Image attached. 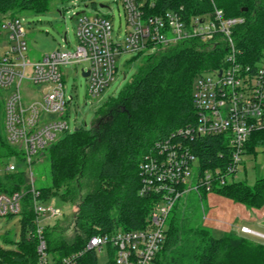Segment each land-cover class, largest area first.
I'll return each instance as SVG.
<instances>
[{
    "label": "trees",
    "instance_id": "16d2710c",
    "mask_svg": "<svg viewBox=\"0 0 264 264\" xmlns=\"http://www.w3.org/2000/svg\"><path fill=\"white\" fill-rule=\"evenodd\" d=\"M95 5L94 0H89ZM52 0H0V26L13 14L25 11L46 13ZM215 3V4H214ZM183 6L186 15L213 13L215 6L227 17H243L234 37L245 51L243 62L253 63L264 50V0H157L151 14ZM227 45L221 35L202 41L193 38L175 46L158 47L145 56L139 70L118 96L110 97L96 112L90 129L79 127L63 133L42 150L49 158L50 182L39 191L44 204L57 198L75 207L73 238L46 226L49 250L60 259L82 250L95 235H111L149 226L157 195H140V164L155 142L164 140L196 121L194 84L203 73L224 65ZM140 53L138 55H142ZM5 96L0 94V164L15 161L20 150L11 145L4 130ZM221 136L193 143L202 169L216 166L226 152ZM264 152V129L252 132L244 158ZM17 171L0 173V194L23 193L21 236L16 249L0 246V264H38L35 194L25 165ZM34 163V162H33ZM197 192L201 200L210 193L243 205L252 216L264 207V174L253 184L235 179ZM180 200V199H179ZM178 203V202H177ZM168 216L166 237L153 264H264V241L251 235L225 231L220 235L196 217L195 207L179 204ZM15 216L9 214L8 219ZM8 241V233L4 235ZM9 241L12 242V239ZM110 248L107 264H116ZM79 264H99L94 251L84 254Z\"/></svg>",
    "mask_w": 264,
    "mask_h": 264
},
{
    "label": "built area",
    "instance_id": "2783aa9c",
    "mask_svg": "<svg viewBox=\"0 0 264 264\" xmlns=\"http://www.w3.org/2000/svg\"><path fill=\"white\" fill-rule=\"evenodd\" d=\"M156 1L123 0L124 38L120 32L114 33L108 17L83 16L73 49L62 46L36 61L28 58L27 28L20 15H12L2 24L8 32L7 48L0 55V89L6 93L4 130L7 141L21 154L15 161L1 163L0 173L17 171V162L22 158L36 198L38 264H79L86 252L94 251L99 257L106 246L114 249L116 264H153L165 241L168 216L179 199L191 191H212L214 186L237 179L246 143L252 132L264 129V50L253 63L241 60L245 51L238 47L234 31L244 18L227 17L216 6L213 13L199 16L186 15L183 6L151 14ZM218 34L227 45L224 65L197 77L193 96L195 123L155 142L140 164V195L159 196L149 226L92 236L82 250L60 259L49 250L45 230L49 221L58 219L63 212L37 200L39 191L31 166L34 157L58 135L70 131L64 113L72 96L66 97L62 66L86 64L80 71L82 75L89 72L85 76L89 93L97 97L115 80L118 57L124 53L154 52L158 47L175 46L193 38L207 41ZM35 85L40 89L35 90ZM210 136H221L226 152L220 153L216 166L202 169L193 143ZM22 198L21 192L1 193L0 216L19 214ZM240 232L264 239V233L248 226H241ZM108 251L110 255V248Z\"/></svg>",
    "mask_w": 264,
    "mask_h": 264
},
{
    "label": "rangeland",
    "instance_id": "374dc122",
    "mask_svg": "<svg viewBox=\"0 0 264 264\" xmlns=\"http://www.w3.org/2000/svg\"><path fill=\"white\" fill-rule=\"evenodd\" d=\"M92 5L89 0H52L51 9L46 13H35L25 11L20 15L22 23L27 28L28 42V58L31 61L41 59L44 55L49 54L64 46L65 49H73L77 43L76 31L79 19L83 16L100 15L106 16L112 20L114 25V33L120 32L122 37L125 36V11L123 0H94ZM79 13V14H78ZM16 15V14H13ZM69 45H67V41ZM8 32L0 26V55L7 48ZM152 52L139 53L127 52L118 57L119 72L115 80L106 88V90L97 97H92L89 93V81L81 73V68L87 66L80 65H64L61 70L64 73L66 97L72 96L68 102L64 118L69 123L70 132L79 127L90 129L96 118V112L110 97L119 95L125 85L131 80L145 56ZM40 85H35V90L40 89ZM30 93V92H29ZM0 94L5 96L6 93L0 89ZM26 97H30L25 93ZM49 117V116H48ZM58 118L57 116H50ZM61 135H58V137ZM35 178V186L37 188L44 187L50 182L49 158L41 151L34 157V163L31 166ZM264 174V152L260 153L256 158L248 156L244 158L240 170L237 173V179L246 180L253 184L257 178ZM49 204L62 210L63 215L55 220H50V225L58 224V230L67 238H73L74 229L72 215L75 207L61 202L59 199H53ZM184 209L195 207L196 217L202 218L207 226L208 222H212L211 211L215 210V204L208 197L201 200L197 192L186 193L178 203ZM218 217V216H217ZM245 223L252 228L264 232V227L255 225L242 217L236 220V225ZM211 227V226H210ZM8 233L6 241L4 235ZM219 235V232H215ZM240 233V228L239 232ZM21 236V215L16 214L8 219L6 216H0V246L5 249H16V242ZM252 237L254 235H251ZM6 238V239H5ZM257 240L264 241L263 238L254 236ZM106 246L99 255V264H107L109 261V251Z\"/></svg>",
    "mask_w": 264,
    "mask_h": 264
},
{
    "label": "crops",
    "instance_id": "0c3cea01",
    "mask_svg": "<svg viewBox=\"0 0 264 264\" xmlns=\"http://www.w3.org/2000/svg\"><path fill=\"white\" fill-rule=\"evenodd\" d=\"M209 197L215 204V210L211 211V216L215 217H212V222H208V224H211L210 226L215 230V232H219L220 234L225 231L239 232V228L241 226H248L249 228H252L245 223L236 225V220L242 217L246 218V220L252 224L264 227V207L256 211L255 216H252L251 213L243 205L238 204L228 198L221 197L214 193H210ZM252 229L258 232H262L254 228Z\"/></svg>",
    "mask_w": 264,
    "mask_h": 264
},
{
    "label": "water",
    "instance_id": "95a60500",
    "mask_svg": "<svg viewBox=\"0 0 264 264\" xmlns=\"http://www.w3.org/2000/svg\"><path fill=\"white\" fill-rule=\"evenodd\" d=\"M79 14V13H78ZM87 75H89V72L87 71V72H85V73H83V76H87Z\"/></svg>",
    "mask_w": 264,
    "mask_h": 264
}]
</instances>
